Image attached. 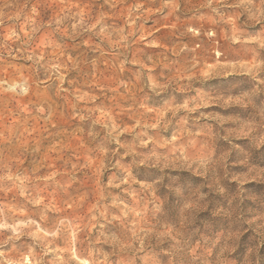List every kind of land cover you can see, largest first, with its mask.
Instances as JSON below:
<instances>
[{"label":"rangeland","instance_id":"1","mask_svg":"<svg viewBox=\"0 0 264 264\" xmlns=\"http://www.w3.org/2000/svg\"><path fill=\"white\" fill-rule=\"evenodd\" d=\"M0 264H264V0H0Z\"/></svg>","mask_w":264,"mask_h":264}]
</instances>
